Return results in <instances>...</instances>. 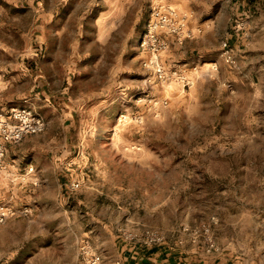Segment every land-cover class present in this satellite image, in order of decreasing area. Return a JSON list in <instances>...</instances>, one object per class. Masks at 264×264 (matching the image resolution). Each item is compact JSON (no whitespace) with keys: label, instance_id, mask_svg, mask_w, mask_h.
Instances as JSON below:
<instances>
[{"label":"rangeland","instance_id":"1","mask_svg":"<svg viewBox=\"0 0 264 264\" xmlns=\"http://www.w3.org/2000/svg\"><path fill=\"white\" fill-rule=\"evenodd\" d=\"M158 3L194 34L165 35L166 82L140 47ZM17 108L46 129L0 139L34 169L0 182V264H264V0H0V117Z\"/></svg>","mask_w":264,"mask_h":264},{"label":"built area","instance_id":"2","mask_svg":"<svg viewBox=\"0 0 264 264\" xmlns=\"http://www.w3.org/2000/svg\"><path fill=\"white\" fill-rule=\"evenodd\" d=\"M231 1V0H230ZM189 15L179 11L177 8L167 3H158L153 6L146 25V30L140 41L141 49L148 53V57L144 60V65L153 72L155 79L158 82H166L170 75L165 66L160 62V55L169 48V41L165 35L177 37L180 41L194 36L193 31L189 26ZM247 26L245 20L237 21V30H243ZM221 57L227 63H233V55L230 45L227 41H223L221 45ZM216 70L217 66L214 65ZM185 81L186 78L179 72L174 71L171 78ZM46 129V122L42 117L32 112L30 109L17 108L9 115L0 117V139L5 142L18 143L28 135L39 134ZM9 172V165L6 161L5 148L0 143V182ZM34 172L30 168L23 174H17L15 171H10V175L19 177L22 181H26L29 175ZM80 181H73L71 188L73 190L81 189ZM30 211H26L25 214ZM11 211L8 208H0V223L4 222L10 215ZM127 238L144 239L147 245L155 244L161 240V237L153 231H146L142 235L130 234ZM83 255L87 256L90 264H97L100 261V256L95 255L86 246L83 247Z\"/></svg>","mask_w":264,"mask_h":264},{"label":"crops","instance_id":"3","mask_svg":"<svg viewBox=\"0 0 264 264\" xmlns=\"http://www.w3.org/2000/svg\"><path fill=\"white\" fill-rule=\"evenodd\" d=\"M212 25V27L213 28H215V24L214 23H212L211 24ZM209 28H211V27H207V29H205V31H204V33H203V35L201 36V39L203 40V41H208V36L211 34V30H213V29H209ZM167 255H169V254H166V256ZM164 256V255H163ZM143 258H140V260H142ZM144 260V259H143ZM167 261L169 260V258L168 259H166ZM134 264H139V262H135ZM176 264H180V263H176Z\"/></svg>","mask_w":264,"mask_h":264}]
</instances>
